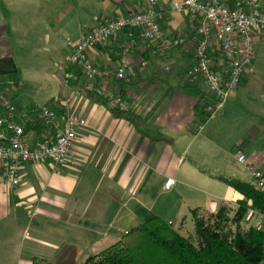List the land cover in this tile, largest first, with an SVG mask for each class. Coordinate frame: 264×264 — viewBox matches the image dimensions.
Returning <instances> with one entry per match:
<instances>
[{
  "label": "crops",
  "instance_id": "obj_1",
  "mask_svg": "<svg viewBox=\"0 0 264 264\" xmlns=\"http://www.w3.org/2000/svg\"><path fill=\"white\" fill-rule=\"evenodd\" d=\"M175 2L184 0L156 4L164 12L163 35L185 40L165 57L156 53L157 44L128 28L88 52L93 65L114 71L128 47L136 77L129 83L109 81L122 87L129 111L162 134L153 140L114 115L101 98L86 93L83 78L64 87L61 70L88 31L147 9L148 0H0V76L15 72L22 60L32 64L37 71L32 79L43 86L22 109L48 105L63 115L71 106L86 120L71 154L75 166L56 171L50 162L29 163L21 169V184L12 187L1 177L0 165V264H32L35 257L53 264L61 251L81 248L98 257L114 254L121 248L114 245L141 219L158 216L173 226L183 210L216 212L243 199L218 178L251 183L238 153L264 173V32L255 34V60L224 110L196 135L209 92L204 79L187 76L199 34L188 14L172 7ZM229 4L235 7L234 0ZM212 42V66L225 74L227 63L215 37ZM142 61L147 65L140 68ZM51 133L29 129L27 136L36 142ZM170 179L174 184L167 188ZM157 194L168 196L161 212H155L152 200ZM169 213L176 216L167 218Z\"/></svg>",
  "mask_w": 264,
  "mask_h": 264
},
{
  "label": "built area",
  "instance_id": "obj_2",
  "mask_svg": "<svg viewBox=\"0 0 264 264\" xmlns=\"http://www.w3.org/2000/svg\"><path fill=\"white\" fill-rule=\"evenodd\" d=\"M148 1L150 6L147 9L106 22L88 31L74 45L72 53L61 64L64 87L83 78L86 93L101 98L111 108L129 110L122 87H113L109 81L129 83L136 77L137 67L129 60L128 47L122 51L114 71L93 65L88 52L116 39L124 28L137 31L146 41L157 44L156 53L160 57H165L171 47L183 46V38L163 35L160 21L164 12L157 8V0ZM229 1L184 0L182 4L175 2L172 5L175 10L188 14L199 34L195 62L187 76L191 81L204 79L209 96L201 103L204 121L197 126L196 135L201 134L208 122L224 110L230 94L241 84L246 68L255 60V34L264 32V0H234L235 7ZM213 37L217 39L221 56L228 66L225 74L212 66ZM146 65L142 61L139 67ZM27 126L47 128L52 133L43 140L31 142ZM84 126L86 120L71 106L63 115L48 105L22 109L12 98L0 94L1 177L12 187H18L21 184V169L26 164L50 162L56 171L68 165L75 166L76 161L71 154L78 139V130ZM237 160L249 172L251 184L264 191V173L248 165L243 153L237 154ZM173 184L170 179L166 187L170 188ZM248 218L251 221L255 218L257 227L264 230V212L250 210Z\"/></svg>",
  "mask_w": 264,
  "mask_h": 264
},
{
  "label": "trees",
  "instance_id": "obj_3",
  "mask_svg": "<svg viewBox=\"0 0 264 264\" xmlns=\"http://www.w3.org/2000/svg\"><path fill=\"white\" fill-rule=\"evenodd\" d=\"M107 104L106 101H104ZM114 115L129 121L143 135L157 140L162 134L146 127L143 118L131 111L111 108ZM41 127H26L38 130ZM243 199L225 203L218 211L191 209L194 232L187 237L171 223L155 216L126 232L114 247L121 248L110 261L89 257L83 264H264V230L248 218L250 210L264 212V191L239 178L219 176ZM185 223L183 219L182 226ZM32 264H50L35 257Z\"/></svg>",
  "mask_w": 264,
  "mask_h": 264
},
{
  "label": "rangeland",
  "instance_id": "obj_4",
  "mask_svg": "<svg viewBox=\"0 0 264 264\" xmlns=\"http://www.w3.org/2000/svg\"><path fill=\"white\" fill-rule=\"evenodd\" d=\"M259 60L261 61L260 58ZM31 66V63L29 64L25 61L19 60L18 69L15 72H9L7 73V75L0 76V94L12 98L20 108L33 102L31 98H33L34 100L33 96L36 94V92L43 88V86L36 85L35 80L32 79V75H35L37 71L32 69ZM156 196L157 197L152 199L153 202H155V212H161L160 210L165 208L164 206L165 202L168 200V196H158V194ZM211 198L215 199L213 197ZM232 205L234 207L237 206L236 203ZM178 214H181V216L175 221H172L174 222L173 227L175 230H178L183 236L187 237L189 234H192L194 232V222L191 217V212L188 209L183 210ZM166 216L167 218H173L174 216H176V214L169 213ZM183 219H185V223L182 226ZM142 222H144L143 219H141V221H138L135 226L141 224ZM254 225H256V223H254ZM128 231L129 229L125 232ZM114 256L112 254H108L103 257H98L96 253H92L91 249L88 250L85 248H81L76 252L70 254L66 253L63 250L56 257L53 264H83L89 257H92L97 261H110Z\"/></svg>",
  "mask_w": 264,
  "mask_h": 264
}]
</instances>
